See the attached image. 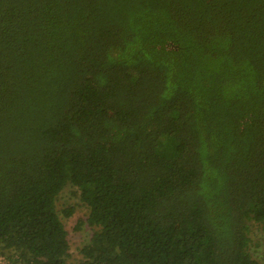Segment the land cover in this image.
I'll list each match as a JSON object with an SVG mask.
<instances>
[{"label":"trees","instance_id":"16d2710c","mask_svg":"<svg viewBox=\"0 0 264 264\" xmlns=\"http://www.w3.org/2000/svg\"><path fill=\"white\" fill-rule=\"evenodd\" d=\"M86 69V73H81ZM264 264V0H0V254Z\"/></svg>","mask_w":264,"mask_h":264},{"label":"rangeland","instance_id":"374dc122","mask_svg":"<svg viewBox=\"0 0 264 264\" xmlns=\"http://www.w3.org/2000/svg\"><path fill=\"white\" fill-rule=\"evenodd\" d=\"M81 73H86V69H82ZM72 188L67 187L61 197L59 202V209L76 205V210L71 217L63 216V221L69 231V240H70V253L71 257L69 259L70 264H76L79 259L82 258L81 249L88 242L90 238V227L88 225H83L81 228H77L79 220L86 219L88 214V208L82 204L79 196H76L72 193ZM251 246L250 251L252 256L258 261L264 263V224H252L251 225ZM8 255L0 254V264H9L10 261L8 256L10 255L9 251L6 250Z\"/></svg>","mask_w":264,"mask_h":264}]
</instances>
